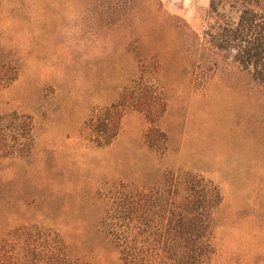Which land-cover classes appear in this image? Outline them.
<instances>
[{"label":"rangeland","instance_id":"1","mask_svg":"<svg viewBox=\"0 0 264 264\" xmlns=\"http://www.w3.org/2000/svg\"><path fill=\"white\" fill-rule=\"evenodd\" d=\"M160 1L159 16L117 19L90 0H0V48L17 63L0 81V226L79 234L110 264L115 248L89 231L98 193L189 170L222 193L208 264H264V91L203 47L209 0ZM135 82L163 96L155 126L127 107ZM121 101L118 134L101 145L90 124Z\"/></svg>","mask_w":264,"mask_h":264},{"label":"trees","instance_id":"2","mask_svg":"<svg viewBox=\"0 0 264 264\" xmlns=\"http://www.w3.org/2000/svg\"><path fill=\"white\" fill-rule=\"evenodd\" d=\"M90 1L101 13L117 19L125 10L136 16L151 10L159 16L162 11L160 0ZM208 9L212 22L202 32L203 47L237 66L264 91V0H209ZM2 52L0 48V56ZM4 56L0 81L10 74L6 80L11 82L17 63L9 58L10 51ZM126 102L143 113L149 126H155L165 111L163 96L143 83L132 85ZM121 106L122 101L105 108L90 124L94 140H101V145H109L117 136ZM151 134L160 133L156 127L148 128L144 139ZM98 194L104 207L89 231L104 234L115 248L110 264H208L211 260L222 202L214 182L189 170H171L153 180L111 182ZM83 244L79 234L65 236L36 222L0 226V264H101L102 255Z\"/></svg>","mask_w":264,"mask_h":264}]
</instances>
